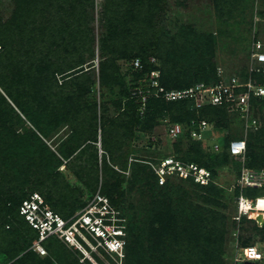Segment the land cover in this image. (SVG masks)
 Returning <instances> with one entry per match:
<instances>
[{
  "label": "trees",
  "instance_id": "obj_1",
  "mask_svg": "<svg viewBox=\"0 0 264 264\" xmlns=\"http://www.w3.org/2000/svg\"><path fill=\"white\" fill-rule=\"evenodd\" d=\"M88 1L15 0L12 18L5 23L0 22V245L3 246L4 252L11 261L9 264L49 263V258H45V261L41 260L36 257L35 253L21 249L18 243L20 240L23 242L27 240L29 245H26L30 247L31 243L38 241L37 231L19 213V207L24 200L30 199L33 193H37L44 199L47 206L50 205L48 208L63 219L69 218L75 203V199L67 196V192L70 191L66 185H61L62 192L60 191L59 175L57 171L55 172L54 167H50L53 164L52 158L55 159L54 154L47 150V147L34 132L30 131L33 141L31 145H28L33 148H28L20 142V136H16L14 131L11 133L13 137L10 134L9 138H15L18 142L4 144L2 134L5 130L14 129L20 120L16 110L32 121L35 124V130L44 137L48 136L46 130H53L62 124L72 127L73 131L76 132L73 137H77V140L93 139L96 141L97 130H99L103 146L108 152L121 148L127 141L138 138L142 134L147 132L151 134L152 130L162 123L165 127L170 124L181 126V133L176 138L171 139L174 142L176 154L154 158L155 162L151 164V169L143 165L133 166L130 178L123 185L119 182L121 180L116 176L117 172L114 169L105 162L102 167V171L109 180L102 187V191L97 192L108 200L113 209L116 208L117 211L119 208L127 216L130 223L127 231V244L124 239L126 264H131L132 258L138 259L131 243L139 239L137 237V218L135 217L136 208L132 202L128 201L131 199L129 193L136 191L141 197L146 196L147 199L152 200L150 210L156 216L158 209L160 208L161 212V208L164 207V202L171 199L175 189L173 183L184 181L176 177H167L160 185L153 166L157 165L160 159L173 156L182 162L193 163L209 170L212 181L205 186L191 181L184 182L206 189L207 195L202 197L203 201L214 203V199L211 197L213 194L219 195L218 188L222 189V187L221 182H219L221 177L212 169L211 162L216 161L220 155V161L228 164L232 157L228 153L229 141L233 137L243 139V136H239V134L227 136L226 131L229 122L226 116V110H228L226 105H207L195 108L193 101L189 99L167 102L163 99L149 97L143 104L139 97L127 95L122 101L116 103L117 114L112 118L102 116L99 125L92 105L87 106L82 102L81 92H86V88L88 89L85 84L89 79L87 71L81 68L67 76L68 80L75 79L78 81L77 88L80 89L81 94L77 95L78 102L76 104L73 102L74 100L73 103L68 104L62 98L61 92L51 89L52 86L48 88V84L50 86L52 82H56L53 70H41L40 62L29 63L28 66L27 63L19 66L18 54L30 44L36 46V51L44 49L46 55H57L55 61L61 60L67 63L69 61L77 64L70 69L83 65L81 62L82 54L84 50L91 51V49L85 47V44H88V42L86 43L87 33L80 30V25L85 20L75 21V18L77 17L76 13L82 12ZM188 1L190 0H175V3L178 6H184ZM208 1L215 13L217 12V18L220 20L231 19L232 12L236 10L235 4H240L239 0ZM165 3L166 0H105L104 16L111 21L107 24L110 32H107L106 37L99 39V52L103 59L99 65L102 85H106L109 80L113 79L110 68L114 67V59L122 58L141 59V66L144 71L150 69L159 71L160 83L166 90L186 89L197 83L208 86L219 81L220 78L217 77L215 68L211 64L213 56L212 34L197 36L192 26L185 23L179 25L173 33L167 30L159 21L161 13L166 7ZM244 10L245 8H242L241 12L243 13ZM148 53L159 60V66L154 67L145 64ZM208 54L209 57L206 58ZM75 55L76 58H74ZM67 56H71L70 60L66 59ZM108 56L110 58H107ZM78 62L80 63L78 64ZM60 66H62L61 62ZM131 67L133 68L132 63ZM11 69H14V75L9 71ZM234 76L242 81L251 78L254 84L264 86V66L259 73H249L248 70H245ZM147 81L148 79L143 84L139 83L137 87L140 88V86L147 84ZM17 85L26 86L25 88H29V90L26 93L20 92ZM92 87L94 88L95 85L93 84ZM1 91L11 103L6 101ZM39 91H43V93ZM33 103L38 106L39 114L37 117L32 113L34 112L32 111ZM250 103L252 109L262 108L264 107V97H251ZM231 113L235 119L242 120L238 112L232 111ZM200 121L209 123L212 130L203 133L201 140H196L191 137V131L194 129L191 123ZM215 132L220 133L223 138V142L217 143L218 152L212 151V143L210 144V139H214L212 135ZM147 142L152 146L150 141ZM246 146L244 157L248 160L246 167L251 170H264V162L258 165L255 154L264 149V129L258 131L253 142L246 140ZM211 152L218 156H211ZM34 168L38 171L33 172ZM41 173L43 174L42 178L32 179L33 175L38 174L39 176ZM29 184L31 187L26 188ZM124 184L128 185V188H124ZM232 192L235 198L239 195L238 188ZM60 193L62 194L60 195ZM242 193L249 199L262 197L264 196V187L247 188ZM160 212L154 221L160 223V219L163 218L162 225L166 226V230H162V232H166L172 217L169 215V209L164 213ZM197 219L202 222L200 216ZM210 219L211 216L207 220L210 221ZM6 226L9 230L4 229ZM211 232L208 230L203 234L204 237L207 235L205 239L209 240V246L216 248L211 242L220 245L222 242L218 241L223 240V233L217 232L216 234L214 232L211 234ZM257 232L258 235L260 233L264 235L262 228H258ZM160 233L161 230L156 228L152 229L151 234L157 236ZM129 238H132L131 241ZM192 238L198 239L200 236L194 231ZM53 240L57 243L60 242L56 238H48L43 241V245L47 248L55 247L56 251H53L52 254L57 261H61L60 259L67 256L59 249V243L53 244ZM187 244V250H183L186 263L189 260L186 254L189 249H192L190 248L191 242L187 241ZM207 246V244L203 245L204 248L208 249ZM247 246L253 245L243 243V248ZM95 257L98 259L96 255ZM203 257L197 252L192 264ZM211 257H213L214 262L219 263V254H211ZM177 258L180 259V255L175 257L176 260ZM71 261L73 264L76 262L75 260ZM210 264L214 263L211 262Z\"/></svg>",
  "mask_w": 264,
  "mask_h": 264
},
{
  "label": "rangeland",
  "instance_id": "obj_2",
  "mask_svg": "<svg viewBox=\"0 0 264 264\" xmlns=\"http://www.w3.org/2000/svg\"><path fill=\"white\" fill-rule=\"evenodd\" d=\"M239 2L240 4H235L236 10L232 12L231 19L220 20L217 18V12L215 13L208 0H190L184 6H178L175 0H166V7L163 13H161L159 21L162 26L172 33L177 30L176 28L179 25L185 23L192 26L197 36L212 34L213 56L211 64L215 68L217 77L220 69L222 70V77L229 78L245 70L249 71L254 43L258 41L264 43V0H239ZM104 5L105 0H89L82 12L76 13L77 17L75 21L85 20L80 25V30L87 33L88 39L86 43L88 42V44H85V47H90L91 49V51L84 50L81 59L83 65L70 69L77 64L69 61L68 63L61 60L55 61L57 55H46L47 53L45 54L44 49L36 51L37 48L33 44L23 49L18 54L19 57L17 59L20 61L19 66L26 63L28 66L29 63L40 62L41 70H53L56 82H52L50 86L48 84V88L52 86L51 89L61 92L62 98L68 104L73 102L76 104L78 102L76 97L80 94V89L77 88L78 81L75 79L68 80L67 76L81 68L87 71L89 79L85 84L88 86V89L86 88V92L83 91L81 92L82 95H80L83 96L82 102L85 105H92L99 125L102 116L106 118L114 117L118 112L116 103L122 101L127 95L133 96V93L138 89V84L145 83L154 71L152 69L144 71V68L141 70L132 68L131 63L134 61L133 58L114 59V67L110 68L113 79L109 80L106 85H102L99 65L103 59L100 57L99 39L106 37L107 32H110L107 24L111 21L104 16ZM14 8L15 0H0L1 23H5L12 18ZM242 8H245L243 13L241 12ZM76 57L75 55L74 58ZM208 57L209 54L206 58ZM70 58L71 56L66 57L67 60H70ZM107 58H110V56ZM158 61L155 56L148 53L145 64L156 67L159 66ZM60 62L62 66H60ZM140 62H142L141 59ZM9 71L12 75L15 74L14 69ZM135 76L138 77L135 78ZM93 84L95 85L94 88L92 87ZM17 86L20 92L26 93L29 90V88H25L26 86ZM39 92L43 93V91ZM1 94L6 98V101L10 102L2 91ZM11 105L14 106L13 104ZM32 111H34L32 112L34 116L37 117L39 110L35 103H33ZM16 112L20 120L16 123L14 129L4 131V134H2L4 137L3 142L5 145L18 142L15 138H9V135L13 131L16 136H20V142L28 148L31 147L28 145H31L33 141L30 131L34 132L41 139L47 150L54 154L55 159L52 158L53 164L50 167H54L55 172L57 171L59 175L60 191L62 192L61 185H66L70 191L67 192V196L75 199L74 210L69 215V218H73L77 213L81 212L91 200L92 195L97 191H102V187L109 180L108 176L102 171L104 162L117 172L116 176H118V179L121 180L119 182L123 185L130 178L133 166L143 165L151 169V164L155 162L154 158L176 154L174 142L167 136L163 123L155 127L151 134L148 132L142 134L138 138L127 141L121 148L108 152L103 146L99 130H97L96 141H93V139L77 140V137H73L76 132L73 131L72 127L70 128L67 124H62L56 126L54 129L51 128L53 130H46L48 136L44 137L38 134L32 121L18 110ZM231 112L229 108L226 110L229 122L226 131L227 136L239 134L244 139L253 142V138L256 137L258 131L264 129V107L252 109L249 114V117L252 118L253 116L257 120L256 126H247V123L243 121L244 119L241 121L237 118L235 119ZM212 136L214 139H210V144L213 141L216 143L223 142L220 133L215 132ZM204 138L207 139L206 137ZM147 141H150L152 146ZM255 154L257 155L256 163L260 165L261 162H264V149ZM211 156L218 155L211 152ZM220 159V155L216 161L211 162L210 159L212 169L221 177L219 182H221L222 187V189L218 188L219 195H212L211 198L214 199V203H205L203 201L202 197L207 195L206 189L192 186L188 182L176 181L173 183L175 189L171 199L166 200L164 207L161 208V212L159 208L157 215L154 216L150 210L152 200L147 199L148 197L146 196L141 197L136 191L131 192V194L129 193L131 199H128V201L132 202L136 208L135 217L137 218L136 226L138 227L137 237L139 238L136 242L133 241L131 243L136 251L135 256L139 260L132 258L131 264H185L184 258L186 256H184L183 250H187V241L191 242L190 245L192 246L190 248L193 250L189 249L187 252L186 255L189 260L186 264H192L197 252L204 257L201 260H197L195 264L198 262L200 264H210L211 262L217 264L213 261L211 254L220 255L218 264H253L252 262L240 260L242 258L243 243H251V245L256 246L262 253V259L256 261L257 263L255 262L254 264H264V235L262 233L258 235L257 232V229L261 228L264 218H262L260 213L251 212L242 216L238 221H233V218L237 217L235 196L233 192H229L228 190L235 184L236 178L234 175L242 167L247 166L248 160L246 158L238 159L231 157L230 162L226 164L222 163ZM55 165L57 166L56 168ZM34 171L38 170L34 168ZM36 177L42 178L43 174L41 173L39 176L38 174L33 175L32 179ZM29 187H31L30 184L26 186V188ZM123 187L128 188V185L124 184ZM48 206L50 205L48 204ZM168 209L169 215L172 217V224H169L166 232H162V230H166V226L162 225L164 219L161 218L160 223L154 220L158 218L159 212L164 213ZM199 216L202 222L198 221L197 218ZM210 216L211 219L208 221L207 219ZM114 224L123 232L122 236L118 237L123 240L125 239L127 244V231L130 223L127 216L119 208H117V211L115 210ZM156 228L161 230V233L153 236L151 234L152 229ZM4 229L9 230L8 226L4 227ZM208 230L212 231L211 234L214 232L216 234L217 232L223 233V240L218 241L222 242L220 245L217 243L215 245L211 242L216 248L209 246V240L205 239L207 235L204 237L203 233H206ZM194 231L197 232L200 238H192ZM131 239L129 238L130 241ZM91 242L95 243V240L91 239ZM18 243L21 249H27L29 252L35 253L36 257L41 260L49 258L48 264H73L71 260L76 261L74 264H126V244L120 255L108 254L99 248L100 253H90L89 258H86L76 248L74 249L72 246L68 247L62 242H58V244L53 240V244H58L59 249L67 256L60 259L61 261H57L52 254L53 251H56L55 247L47 248L42 242L41 246L45 250V254L40 256L34 250L35 241L30 244V247H27L29 245L27 240L25 242L20 240ZM206 244L208 245V249L203 247ZM177 255H180V259L177 258L176 260L175 257ZM10 262L6 252H4L3 246L0 245V264H9Z\"/></svg>",
  "mask_w": 264,
  "mask_h": 264
},
{
  "label": "built area",
  "instance_id": "obj_3",
  "mask_svg": "<svg viewBox=\"0 0 264 264\" xmlns=\"http://www.w3.org/2000/svg\"><path fill=\"white\" fill-rule=\"evenodd\" d=\"M251 66L249 73H259L264 66V43H254V50L251 54ZM133 68L141 70V62L134 59ZM159 71H153L148 78V83L138 88L133 97H139L144 104L149 98L163 99L167 102H174L189 99L194 103L195 108L207 105H226L230 111H236L239 117L247 123V126H256L257 120L252 116L250 103L251 97H264V86L254 84L251 78L242 81L235 76L229 78L222 77V70L219 69V81L216 84L206 86L197 83L189 88L181 90H166L160 83ZM194 129L191 131L193 139L201 140L203 133L212 130V126L205 122H192ZM196 128V129H195ZM169 138H176L182 131L179 124H170L166 128ZM211 149L219 151L216 142H212ZM246 140L232 139L229 141L228 153L238 159H244L246 153ZM154 173L158 178V184H162L167 177H176L184 181L193 182L201 186L211 182L210 171L193 163L182 162L173 156L160 159L159 163L153 166ZM236 179L234 186L229 190L232 192L239 189V195L235 198V209L238 221L242 216L251 212L264 214V196L252 199L246 198L242 191L247 188L264 187V170H251L242 167L234 176ZM19 213L28 224L37 231L38 241L35 244V252L42 256L45 250L41 243L48 238H56L65 245L76 248L82 255L89 258L90 253L98 254L99 248L108 254H118L123 252L124 240L123 232L114 224L115 210L110 206L108 200L95 193L89 203L75 217L63 219L52 212L45 204L44 199L37 193H33L30 199H26L19 207ZM88 235V236H87ZM95 240V243L91 242ZM243 262H256L262 259V253L256 246H247L241 252Z\"/></svg>",
  "mask_w": 264,
  "mask_h": 264
},
{
  "label": "crops",
  "instance_id": "obj_4",
  "mask_svg": "<svg viewBox=\"0 0 264 264\" xmlns=\"http://www.w3.org/2000/svg\"><path fill=\"white\" fill-rule=\"evenodd\" d=\"M143 86V85H142ZM141 87V86H140ZM166 128H167V126L165 127V130H166ZM166 134H167V131H166ZM167 136H168V134H167ZM169 137V136H168ZM171 139V138H170ZM174 139V138H173ZM253 264L255 263V262H252ZM257 263V262H256Z\"/></svg>",
  "mask_w": 264,
  "mask_h": 264
},
{
  "label": "water",
  "instance_id": "obj_5",
  "mask_svg": "<svg viewBox=\"0 0 264 264\" xmlns=\"http://www.w3.org/2000/svg\"><path fill=\"white\" fill-rule=\"evenodd\" d=\"M261 228L264 229V221H262Z\"/></svg>",
  "mask_w": 264,
  "mask_h": 264
},
{
  "label": "bare ground",
  "instance_id": "obj_6",
  "mask_svg": "<svg viewBox=\"0 0 264 264\" xmlns=\"http://www.w3.org/2000/svg\"><path fill=\"white\" fill-rule=\"evenodd\" d=\"M262 218H264V214H261Z\"/></svg>",
  "mask_w": 264,
  "mask_h": 264
}]
</instances>
